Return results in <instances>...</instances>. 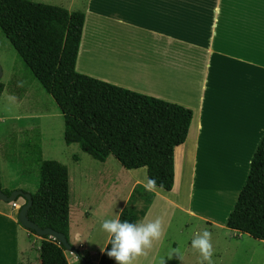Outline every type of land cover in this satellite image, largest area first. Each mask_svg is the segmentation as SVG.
I'll return each mask as SVG.
<instances>
[{"label": "crops", "instance_id": "crops-1", "mask_svg": "<svg viewBox=\"0 0 264 264\" xmlns=\"http://www.w3.org/2000/svg\"><path fill=\"white\" fill-rule=\"evenodd\" d=\"M42 2L84 14L77 73L192 112L186 139L174 149V185L170 191H151L142 219L159 217L161 238L131 264L178 259L170 249L178 248L182 234L190 245L187 239L198 230H229L226 220L264 136V0ZM10 96L20 103L26 92ZM19 145L10 147L14 151ZM125 174L126 196L115 212L127 205L135 187H144L141 168ZM15 212L11 203L0 201V264H37L36 235L19 224ZM70 213L69 244L78 239L79 257L98 264L107 235L95 230V219L92 227H83V216L71 222ZM65 252L68 264H81Z\"/></svg>", "mask_w": 264, "mask_h": 264}, {"label": "trees", "instance_id": "trees-1", "mask_svg": "<svg viewBox=\"0 0 264 264\" xmlns=\"http://www.w3.org/2000/svg\"><path fill=\"white\" fill-rule=\"evenodd\" d=\"M83 23L81 12L30 0H0V31L23 66L54 100L63 118L64 142L77 145L98 162L111 155L126 170L147 164L148 176L156 179L158 186L163 185L162 190L170 191L174 149L186 139L191 110L77 73ZM2 91L0 83V94ZM31 155L38 168V184L29 193L32 204L26 216L38 228H49L68 241L67 168L56 161L40 160L38 147ZM2 192L9 195L11 191ZM152 199L151 191L135 187L120 219L142 221ZM136 200H141L143 207L135 208ZM226 227L264 241V136ZM42 238L37 248L39 264H68L62 245L48 236ZM98 264L114 261L101 254Z\"/></svg>", "mask_w": 264, "mask_h": 264}, {"label": "rangeland", "instance_id": "rangeland-1", "mask_svg": "<svg viewBox=\"0 0 264 264\" xmlns=\"http://www.w3.org/2000/svg\"><path fill=\"white\" fill-rule=\"evenodd\" d=\"M30 1L44 3L43 0ZM45 4L50 5L49 2ZM0 69V83L3 85L0 96L1 189L10 191L13 188H23L28 192L36 190L38 168L31 153L38 147L40 160L56 161L67 168L71 222H79L81 214L82 226L92 227L95 219V230L98 231L102 220L110 218L126 196L128 179L125 169L111 155L104 162H98L81 152L77 145H67L64 142L63 118L54 100L23 66L1 31ZM23 91L26 92V97L20 103L10 96L12 92L19 94ZM25 116L33 117L30 123L27 124L24 120L12 121L13 118ZM18 128H25V131L16 134L14 130ZM18 142L24 146L19 145L12 151L10 145ZM133 205L141 208L143 202L138 200ZM90 221L93 223H89ZM186 238L188 237L183 234L179 236V258L163 259V264H206L200 259V254L187 244ZM41 239L43 238L36 236L35 247H38ZM187 240L190 243V239ZM78 242V239L70 241L76 250ZM210 243L212 264H264V242L248 235L216 229L210 233ZM65 251L68 259H71L67 250ZM35 253L37 256V249ZM31 256H35L34 252Z\"/></svg>", "mask_w": 264, "mask_h": 264}, {"label": "clouds", "instance_id": "clouds-1", "mask_svg": "<svg viewBox=\"0 0 264 264\" xmlns=\"http://www.w3.org/2000/svg\"><path fill=\"white\" fill-rule=\"evenodd\" d=\"M143 171V186L145 191H153L157 187L156 179L147 174L148 165H141ZM119 211L111 214V218H105L100 223V229L107 235L106 245L99 249V252L114 261V264H131L136 257L145 254V250L152 246L154 241H158L162 235L161 220L157 217L151 221H129L121 220ZM110 245V247H106ZM190 247L196 250L206 264H212V245L210 243V233L203 229L198 234L190 237ZM171 254L179 255L176 248L170 249ZM156 264H163V258L156 261Z\"/></svg>", "mask_w": 264, "mask_h": 264}, {"label": "water", "instance_id": "water-1", "mask_svg": "<svg viewBox=\"0 0 264 264\" xmlns=\"http://www.w3.org/2000/svg\"><path fill=\"white\" fill-rule=\"evenodd\" d=\"M1 69H0V76H1ZM18 198H21L23 200L22 205L19 207L18 211L16 212V217L19 222V224L28 231H33L36 236L38 237H44L48 236L52 238L53 240L57 241L62 245V247L69 251L70 253L74 254L76 257L79 258L81 264H85V261L83 258L79 257V254L77 250L72 247L64 235L57 233L49 228L40 229L38 228L34 223H32L30 220H28L26 216L27 210L30 208L32 201L29 193H24L21 190H13L10 192L9 195L4 194L0 190V201L4 203H11Z\"/></svg>", "mask_w": 264, "mask_h": 264}, {"label": "built area", "instance_id": "built-area-1", "mask_svg": "<svg viewBox=\"0 0 264 264\" xmlns=\"http://www.w3.org/2000/svg\"><path fill=\"white\" fill-rule=\"evenodd\" d=\"M21 205H22V204H21ZM21 205L16 204V202H11V206H12L13 209H15L16 212L18 211V209H19V207H20Z\"/></svg>", "mask_w": 264, "mask_h": 264}]
</instances>
